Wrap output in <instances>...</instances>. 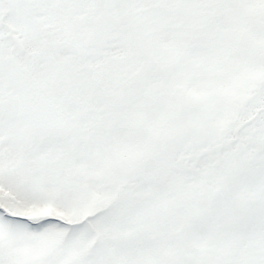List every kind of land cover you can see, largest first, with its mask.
Returning <instances> with one entry per match:
<instances>
[{"label": "snow or ice", "instance_id": "snow-or-ice-1", "mask_svg": "<svg viewBox=\"0 0 264 264\" xmlns=\"http://www.w3.org/2000/svg\"><path fill=\"white\" fill-rule=\"evenodd\" d=\"M0 264H264V0H0Z\"/></svg>", "mask_w": 264, "mask_h": 264}]
</instances>
